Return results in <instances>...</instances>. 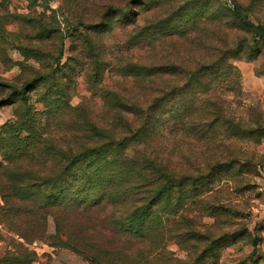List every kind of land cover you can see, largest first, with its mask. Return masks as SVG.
Instances as JSON below:
<instances>
[{
	"label": "trees",
	"instance_id": "trees-1",
	"mask_svg": "<svg viewBox=\"0 0 264 264\" xmlns=\"http://www.w3.org/2000/svg\"><path fill=\"white\" fill-rule=\"evenodd\" d=\"M236 1L252 21L247 7ZM121 13L129 23L142 20L143 27L125 42L132 47L145 41L146 58H108L94 34L111 23L109 18L104 24L81 22L83 43L68 58L67 69L61 70L70 80L76 64L86 65L88 81L100 98L96 113L72 107L67 83L59 87L57 81L56 91L47 90V96L38 100L45 109H31L27 93L47 85L54 70L19 87L11 84L10 92L0 97V106L20 104L15 120L0 127L7 136L2 146L6 164H0V175L8 188L1 193L0 211L5 227L27 244L17 241L13 252L0 257V264L34 260L29 244L44 236L47 215L54 219L58 241L54 245L70 249L88 264H219L223 248L251 236L244 224L227 219L232 215L229 208L203 195L233 163L214 154L211 160L187 168L189 154L184 149L185 163L179 170L168 143L178 139L186 146L196 138L216 150L223 127L238 130L233 116L223 112L225 101L218 93L197 106L191 93L195 88L209 91L210 82L232 76L234 61L250 59L255 44L250 45L244 35L236 37L237 32L258 36L228 0H130L127 10L106 14ZM61 56L62 49L56 67ZM111 65L142 93L135 95L118 82L103 85ZM188 203L199 218L213 221L203 224L195 214L185 213ZM168 241L180 246L185 257L167 251Z\"/></svg>",
	"mask_w": 264,
	"mask_h": 264
},
{
	"label": "rangeland",
	"instance_id": "rangeland-1",
	"mask_svg": "<svg viewBox=\"0 0 264 264\" xmlns=\"http://www.w3.org/2000/svg\"><path fill=\"white\" fill-rule=\"evenodd\" d=\"M239 1L247 7L252 21L264 27V0ZM129 2L130 0H0V97L10 92L7 86L12 84L19 87L39 74L54 70V79L50 78L47 85H37L27 93L31 109L42 112L45 107L38 100L42 95L44 98L47 96L44 94L47 90L55 92L53 85L60 82L57 84L59 87L67 83V101L72 107L82 106L96 113L100 109V98L94 84L88 81L86 65L76 64L70 73L73 76L70 80L63 77L61 70L69 65L68 58L72 59L74 50H79L83 43L84 29L81 22L86 25L104 24L109 18L112 20L109 24L111 27L105 26L95 34L94 30L88 31L101 42L108 58H146L148 47L145 41L140 40L132 47L125 42L130 34L143 27L142 20L138 17L132 24L122 13L116 17L106 14L121 8L127 10ZM137 8L139 7H135V10ZM234 21L237 25L241 24L235 19ZM242 35L250 45L255 44L256 50L250 59L234 61L232 76L228 80L223 78L210 82L209 91L201 93L195 88L191 93L195 105L202 102L207 104L211 101L210 95L218 93L225 101L223 112L233 116L238 130L223 127L225 135L222 133L221 143L216 150L212 148L213 145L196 138L191 139L186 146L178 139L174 144L168 143L172 147V158L179 170L185 163L182 160L184 149L189 154L188 162L185 163L187 168L211 160L214 154L220 161L229 160L233 163L227 171L217 175L210 183V190L203 195L212 202L229 208L232 215H228L227 219L232 224H244L251 236L247 239L246 235L223 248L219 264H264V41L247 30L235 34L238 38ZM60 49L62 56L59 67H56L55 58ZM116 82L135 91V95L142 93L141 89L132 88L130 79L122 77L111 65L104 72L102 84L113 86ZM19 105L11 101L0 106V127L15 120ZM6 137L5 133L0 132L1 165L6 164L2 154ZM161 139L163 142L166 140L163 137ZM6 191L7 183L0 175V209L3 205L1 193ZM185 213L196 215L192 203L187 204ZM212 221L213 217H198V222L203 224H210ZM44 230L42 238L29 244V249L35 253L30 264H88L70 249L54 245L58 241L55 240L54 219L50 215L46 216ZM17 241L27 246L23 239L5 227L0 211V257L6 252H13L12 246ZM249 241H254L255 245ZM166 250L177 258L185 257V251L174 241L166 243Z\"/></svg>",
	"mask_w": 264,
	"mask_h": 264
},
{
	"label": "water",
	"instance_id": "water-1",
	"mask_svg": "<svg viewBox=\"0 0 264 264\" xmlns=\"http://www.w3.org/2000/svg\"><path fill=\"white\" fill-rule=\"evenodd\" d=\"M231 6L235 9L236 13L238 14L239 18L242 20L244 24L249 26L254 34L264 40V31H262L256 24H254L244 13L241 6L238 4L236 0H229Z\"/></svg>",
	"mask_w": 264,
	"mask_h": 264
}]
</instances>
